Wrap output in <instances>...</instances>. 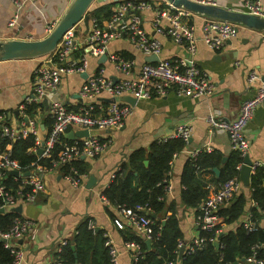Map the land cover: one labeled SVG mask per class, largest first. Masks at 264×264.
<instances>
[{"label": "crops", "instance_id": "obj_1", "mask_svg": "<svg viewBox=\"0 0 264 264\" xmlns=\"http://www.w3.org/2000/svg\"><path fill=\"white\" fill-rule=\"evenodd\" d=\"M69 1L28 0L19 9L18 22L10 26L9 20L17 12V8L11 0H0V38L38 39L46 36L59 20ZM115 1L97 0V6L112 4ZM145 1L156 5L163 4L165 0ZM203 1L233 11L246 12L245 0ZM262 2L264 5V0ZM155 16L154 7L142 12V26L149 35L157 37L162 42L161 56L163 58L191 56L184 46L176 43L170 36L161 35L156 31ZM210 18L220 19L201 13H194L190 18L198 38L197 51L191 57L214 83L213 94L209 97L193 98L170 92L165 96L138 99L134 104L131 103L134 110L122 125L103 133L110 135L109 146L96 157L81 156L85 160L87 171L82 174L81 182L78 185H74L67 178L62 167L45 174V192L38 194L34 203H18L16 205H22V210L19 212L21 216L31 218L36 223L34 228L19 241L24 253V261L21 264H25V261L28 264H60L59 254L68 245L74 250V256L77 257L75 237L81 225L88 219H94L96 231H102V235L109 237L117 247L120 264H134L133 249L126 245L132 240L126 241L125 237L131 234L141 235L128 223L124 228H119L116 225L114 218L118 216L117 209L115 205L105 199L104 191L134 151L141 148L148 150L154 141L170 137L180 124L190 125L192 136L186 148L176 153L170 162L172 189L166 192L165 212L159 217H162L164 224V216L172 213L169 206L176 204L175 210L183 233L179 250L183 244L186 249L196 237H199L200 227L196 220L197 209L185 206L181 200V192L184 187L182 174L190 151L195 149L207 151L204 148L210 146L212 150L208 152L220 153L223 156L222 164L229 159L233 152L229 134L221 129L212 128L208 116L213 114L215 117L235 118L239 114L243 102L255 94L259 84L256 82L250 85L247 80L248 73L252 69H256L261 75H264V30L233 22L238 26L237 35L228 39L221 49L215 50L210 48L202 38L203 23ZM90 19L88 23L81 21L73 28L80 43L86 39L91 30ZM109 50L132 55L139 63L147 61V56L127 38L112 40L109 43ZM88 60L87 72L66 75L54 93L53 99L64 101L70 108H76L81 102L80 88L88 75L98 73L101 68L105 69L106 75L115 79L123 75L107 59L103 62L101 58L89 55ZM40 61L41 58L0 61V112L5 113L8 120L16 121L18 119L19 106L31 93L34 71ZM138 71L137 68L135 72L138 74ZM137 74L134 73V75ZM100 98L103 104H105L104 101L113 102L109 101L111 98L107 95ZM47 102L49 101L45 102L43 110L39 112H42L39 128L43 134L50 125L46 123V118H48L46 116ZM76 130L79 129L70 128L66 137L72 140L71 132ZM245 134L250 141L248 153L250 158L253 161L264 162V102L258 106L253 118L247 124ZM224 157H226L225 160ZM216 167L220 170V175L221 167ZM91 176L94 179L90 182ZM215 177L218 176L213 169L202 176V179L208 183L209 192L218 186ZM241 192L247 198L246 213L242 220L247 221L250 216V208L255 205V202L251 198L249 186L244 185ZM153 215L151 213L152 217ZM239 223L240 221L236 226ZM177 264H181V260Z\"/></svg>", "mask_w": 264, "mask_h": 264}, {"label": "built area", "instance_id": "obj_2", "mask_svg": "<svg viewBox=\"0 0 264 264\" xmlns=\"http://www.w3.org/2000/svg\"><path fill=\"white\" fill-rule=\"evenodd\" d=\"M17 12L9 20L13 26L18 22L19 9L28 0H11ZM200 2L210 3L203 0ZM246 13L255 14L264 18V5L262 0H245ZM155 8L156 31L164 36H170L176 43L184 46L192 56L197 51V35L195 26L191 22L194 12L183 6H175L167 0L163 4H152L145 0H117L109 18L100 20L91 18V30L86 39L80 43L74 29L68 30L56 50L41 58L34 71V81L31 93L19 106V117L16 121L7 119L6 114L0 112V137L7 139L3 150L0 149V209L10 211L18 203H34L38 194L45 192L44 175L66 164L72 163L77 157H96L111 142L110 135H104L107 130L117 128L133 112L134 106L120 99L127 95L138 99H148L153 96H165L170 92L177 95L193 98L209 97L213 94L215 86L208 74L199 68L191 56H176L163 58L162 42L148 34L142 26V12ZM165 22L166 24H164ZM238 26L230 21L210 18L202 26V38L212 49H221L228 39L237 35ZM118 38H127L137 49L146 56L157 55V61H143L139 63L134 57L109 50V43ZM92 55L101 58L107 56L120 70L122 77L115 79L105 74L101 68L98 73L88 75L80 88L81 102L76 108H70L64 101L53 99L54 93L60 87L66 75L87 72L89 60ZM139 69L138 74L135 72ZM137 74V75H134ZM248 83L256 87L255 94L246 99L239 114L233 119L208 116L212 128L221 129L229 134L231 149L236 151L241 161L237 169L241 171L245 158L249 153L250 141L245 134L249 121L253 118L256 109L264 102V75L256 69L248 73ZM107 95L116 99L103 104L101 96ZM47 102L46 116L52 120L48 129L41 133L39 128V112L29 113L28 105ZM70 128L87 129V136H76L71 141L64 137ZM32 136L34 144L29 148L36 156L28 168L23 167L19 159L13 156L12 141ZM192 136V127L180 124L170 137L158 139L167 141L171 138H181L188 143ZM203 149L190 151L189 157H196ZM204 150L211 151L207 146ZM48 160L49 164L43 162ZM263 161L255 160L251 165V173L263 165ZM12 170L19 171L18 175L11 174ZM26 172H29L26 174ZM13 177V183L7 181L8 176ZM169 180L165 186L166 192L172 189ZM67 178L74 184L81 182L79 171L71 167L66 173ZM240 173L228 178L211 192L200 204L196 220L201 229L219 232L223 227V217L219 209L229 202L243 189ZM106 199V197H105ZM107 200V199H106ZM118 216L114 218L119 228L126 223L132 225L137 233L144 239L151 241L155 233V220L149 214L148 204L138 205L135 208L126 206L116 207ZM31 218L18 216L9 230L0 229V241L9 250L12 261L10 264H21L24 253L20 245L21 238L35 226ZM245 227L252 229L254 221L248 219ZM88 227L96 230V222L89 219ZM204 237H196L188 247L193 249L205 242ZM214 240V238H210ZM108 247L111 264H120L119 250L109 237L105 241ZM133 249L134 260L143 254L140 243L127 242ZM221 246V245H220ZM251 264H264V260L257 257L256 251L247 258ZM25 264L28 262L25 261ZM169 264H175L174 261Z\"/></svg>", "mask_w": 264, "mask_h": 264}, {"label": "trees", "instance_id": "obj_3", "mask_svg": "<svg viewBox=\"0 0 264 264\" xmlns=\"http://www.w3.org/2000/svg\"><path fill=\"white\" fill-rule=\"evenodd\" d=\"M116 1L100 6H97L95 2L88 12L90 18L94 17L100 20L109 18ZM125 56L133 57L127 54ZM44 106L45 103L31 104L27 109L29 113H36L43 110ZM46 119V123L51 124L52 120ZM64 138L71 141L66 136ZM7 142V139L0 137L1 150L5 148ZM33 144L32 136L12 141L13 156L19 159L23 167L28 168L36 160L34 153L29 151ZM186 145L187 143L181 138H171L165 142L154 141L148 150L141 148L134 151L104 191L106 199L115 207L135 208L138 205L148 204L149 214L156 215L153 218L156 225L155 233L150 246L142 236L131 234L125 237L126 241H136L141 245L143 254L134 260V264H169L171 261L177 264L180 260L181 264H250L247 258L254 251L258 258L264 260V166H260L251 174L248 185L251 189V198L255 202V205L250 208L249 219L255 222V226L249 229L244 225L245 221L242 218L246 213L247 198L243 192H239L235 201L234 196L218 211L223 217L226 227H223L218 233L200 228L199 236L204 237L205 242L193 249L187 247L182 254L180 253L179 246L183 239V233L175 210L176 204L169 206L172 213L164 216V224L162 217L159 216L165 212L166 208L165 186L169 180L170 162L176 153L186 148ZM145 160L149 161L147 165ZM222 161L223 156L220 153L208 151H201L198 156L188 158L182 174L184 187L181 192V200L185 206L198 210L200 204L208 196V183L202 179L204 173L220 166L221 173L215 177L218 184L240 173L237 165L241 158L236 151H233L223 164ZM43 162L49 164L48 160H43ZM72 166L79 171L80 175L87 171L85 160L81 156L72 163L62 166L63 172L69 173ZM7 179L13 183L11 175ZM18 216L21 215L14 210L0 212V229L9 230ZM88 221L81 225L75 237L77 257L74 256V250L68 245L59 254L60 264H111L109 250L105 245L107 237L102 235V231L90 229ZM239 221L240 223L236 226ZM210 238H214V240H210ZM216 241L221 246H217ZM11 261L12 256L9 250L0 241V264H10Z\"/></svg>", "mask_w": 264, "mask_h": 264}, {"label": "water", "instance_id": "obj_4", "mask_svg": "<svg viewBox=\"0 0 264 264\" xmlns=\"http://www.w3.org/2000/svg\"><path fill=\"white\" fill-rule=\"evenodd\" d=\"M97 0H70L61 14L59 20L56 22L54 27L48 32V34L42 38L38 39H24V38H0V61L12 60V59H35L41 58L43 56L53 53L65 33L74 28L78 23L84 21L88 23L89 21V10ZM175 6H183L188 10L198 13L207 14L220 19L243 23L251 28H257L264 30V18L241 11H233L228 8L216 5L214 3L200 2L199 0H167ZM107 56L103 55L101 61H106ZM147 61H157L159 57L157 55H149L146 57ZM87 76V73H85ZM120 99L129 101L134 104L136 98L132 96H123ZM116 99H109V101H115ZM19 113V111L17 112ZM89 134L87 129L76 130L71 132V137L75 136H87ZM226 157H224V160ZM253 160L250 158L249 154L245 158V164L240 171V177L245 186L250 183L251 177V165ZM145 164H148V160H145ZM213 171L219 176L220 170L217 167L213 168ZM29 172H26L28 174ZM11 174L18 175L19 171L12 170ZM91 176L90 182L93 180ZM20 212L22 210V205H18L10 209ZM0 212H5V209H0ZM154 217V215H153ZM148 246L151 242L146 240ZM217 246H220L219 242H216ZM185 249L183 244L180 248L182 253Z\"/></svg>", "mask_w": 264, "mask_h": 264}, {"label": "rangeland", "instance_id": "obj_5", "mask_svg": "<svg viewBox=\"0 0 264 264\" xmlns=\"http://www.w3.org/2000/svg\"><path fill=\"white\" fill-rule=\"evenodd\" d=\"M96 5H97V1H96ZM95 7V6H94ZM38 118L39 119H41L42 118V112L41 113H39V115H38Z\"/></svg>", "mask_w": 264, "mask_h": 264}]
</instances>
